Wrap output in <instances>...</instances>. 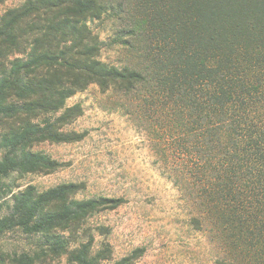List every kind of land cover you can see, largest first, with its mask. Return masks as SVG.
I'll return each mask as SVG.
<instances>
[{
  "label": "trees",
  "instance_id": "1",
  "mask_svg": "<svg viewBox=\"0 0 264 264\" xmlns=\"http://www.w3.org/2000/svg\"><path fill=\"white\" fill-rule=\"evenodd\" d=\"M10 0H0V5ZM112 23L105 44L91 22ZM118 47L119 64L102 60ZM96 85L146 122L207 233L215 264H264V0H25L0 18V239L35 248L0 264H135L97 247L91 217L123 198H79L83 183L15 190L63 164L36 147L73 144L76 94ZM120 102V103H121ZM11 181V182H10ZM102 234L105 228H100Z\"/></svg>",
  "mask_w": 264,
  "mask_h": 264
},
{
  "label": "rangeland",
  "instance_id": "2",
  "mask_svg": "<svg viewBox=\"0 0 264 264\" xmlns=\"http://www.w3.org/2000/svg\"><path fill=\"white\" fill-rule=\"evenodd\" d=\"M24 1L10 0L0 5V18ZM91 26L105 44L112 42V23L99 20ZM122 58L118 47L102 51V60L107 63L119 64ZM120 102L96 85L70 99L69 106L81 104L83 115L68 129L85 132L86 137L73 144L44 143L36 147L63 167L49 175H27L17 180L15 190L28 185L44 190L76 182L85 185L79 198H123L125 203L119 208L88 221L97 247L103 242L113 247L114 261L143 248L145 253L135 264H215L216 250L207 233L192 222L196 210L171 170V159L157 150L146 122L136 120ZM3 202L0 199V204ZM100 228L106 229L104 234ZM34 245L21 231L9 232L0 239V254L31 251ZM51 264L68 261L62 257Z\"/></svg>",
  "mask_w": 264,
  "mask_h": 264
}]
</instances>
